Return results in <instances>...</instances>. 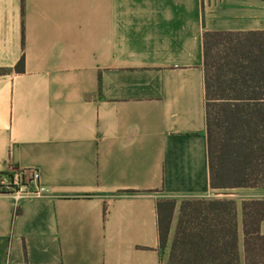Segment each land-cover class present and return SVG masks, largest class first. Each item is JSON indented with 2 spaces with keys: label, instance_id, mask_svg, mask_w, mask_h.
<instances>
[{
  "label": "crops",
  "instance_id": "1",
  "mask_svg": "<svg viewBox=\"0 0 264 264\" xmlns=\"http://www.w3.org/2000/svg\"><path fill=\"white\" fill-rule=\"evenodd\" d=\"M264 31V0H0V264H166L158 202L211 187L203 35ZM24 60L23 69H18ZM264 235V221L261 224Z\"/></svg>",
  "mask_w": 264,
  "mask_h": 264
},
{
  "label": "trees",
  "instance_id": "2",
  "mask_svg": "<svg viewBox=\"0 0 264 264\" xmlns=\"http://www.w3.org/2000/svg\"><path fill=\"white\" fill-rule=\"evenodd\" d=\"M203 51L211 187H264V31L205 32ZM177 210L176 199L158 202L166 264H264V200L243 203V251L234 201L182 200L170 243Z\"/></svg>",
  "mask_w": 264,
  "mask_h": 264
},
{
  "label": "built area",
  "instance_id": "3",
  "mask_svg": "<svg viewBox=\"0 0 264 264\" xmlns=\"http://www.w3.org/2000/svg\"><path fill=\"white\" fill-rule=\"evenodd\" d=\"M40 178V172L36 169H16L11 171L10 176H0V193L12 194L16 200L40 196L49 191L41 184Z\"/></svg>",
  "mask_w": 264,
  "mask_h": 264
}]
</instances>
